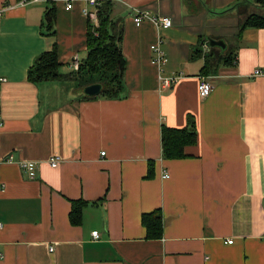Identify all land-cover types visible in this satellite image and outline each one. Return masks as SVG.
<instances>
[{"label": "crops", "instance_id": "1", "mask_svg": "<svg viewBox=\"0 0 264 264\" xmlns=\"http://www.w3.org/2000/svg\"><path fill=\"white\" fill-rule=\"evenodd\" d=\"M101 1L122 31L119 98L83 99L63 77L27 79L54 45L59 73L76 72L87 52L84 3L66 11L53 2L51 36L41 31L50 3L15 6L1 19L0 264H264V28H241L256 13L238 14L253 1ZM139 10L172 26L137 27ZM205 38L225 41L232 62L207 76L213 89L200 98ZM159 40L167 62L157 66ZM161 73L182 77L166 89ZM188 117L195 144L184 158H163L162 126L185 128ZM19 160L37 164L35 179ZM74 201L83 203L78 225L69 222ZM157 210L161 234L148 238L142 216Z\"/></svg>", "mask_w": 264, "mask_h": 264}, {"label": "trees", "instance_id": "2", "mask_svg": "<svg viewBox=\"0 0 264 264\" xmlns=\"http://www.w3.org/2000/svg\"><path fill=\"white\" fill-rule=\"evenodd\" d=\"M50 2L46 8L45 17L41 31L44 35L54 34V7ZM253 4L264 9V0H253ZM112 4L104 1L98 7V25L95 27L89 21L87 25L85 59L79 64L75 75L79 76L81 86L99 83L102 85V93L98 97L119 98L124 91L123 74L125 71V59L121 51L122 31L118 20H113ZM264 28V14L249 15L243 22L241 28ZM218 49V48H216ZM213 48L204 56L202 76L207 77L216 71L219 65L231 64L232 57L227 49L222 54L213 55ZM220 50V49H219ZM221 51V50H220ZM200 54V51H196ZM195 53V54H196ZM200 56V55H199ZM60 64L57 61V50L54 45L51 50L38 56L27 72V79L32 83L53 81L62 78L59 73ZM83 99H90L84 94ZM196 142V129L193 118L188 117L185 128L174 129L162 126L161 148L165 159L184 158V149ZM83 203L72 202L69 214V222L78 225L81 220ZM142 224L147 231L148 238L159 237L162 229L160 211H154L142 216Z\"/></svg>", "mask_w": 264, "mask_h": 264}, {"label": "built area", "instance_id": "3", "mask_svg": "<svg viewBox=\"0 0 264 264\" xmlns=\"http://www.w3.org/2000/svg\"><path fill=\"white\" fill-rule=\"evenodd\" d=\"M50 3V2H60L63 4V7L66 11H70L74 8V5L76 2H82L86 5V7H90L91 10L84 7L81 10V13L89 19L91 24L93 26L98 25V19H97V13H98V7L103 3L101 0H18L15 5H11L9 3L3 5L0 7V23L1 19L4 16L5 12L9 9L14 8L15 6H24L28 3ZM133 23L135 26H140L144 21H149L152 23L155 27L158 29L166 30L172 26L171 20L168 17L164 16H153L148 11H137L135 15L133 16ZM162 42L159 40L158 43L151 46V51L153 53L152 63L160 66L164 65L167 62L165 51L162 47ZM261 72L259 70H255L253 72V76L260 75ZM182 77V74L178 75H168L164 76L162 73L159 75V85L162 88L169 89L173 85H175L179 79ZM213 89V85L208 80V77L200 76V81L198 84V95L200 98H206L210 95L211 91ZM0 126H1V120H0ZM4 161L6 163H13L14 159L11 155L4 158ZM16 164L21 171V173L27 178V179H35L37 175V164L32 161H26V160H19L16 161ZM48 164L50 167L55 168L58 165V159L57 158H50L48 161ZM165 178H168V174H164ZM1 190V186H0ZM2 224H0V229H2ZM92 238L93 240H96L99 238V234L97 231L92 232ZM228 243H231V241H228ZM50 252H52V248L49 249Z\"/></svg>", "mask_w": 264, "mask_h": 264}, {"label": "water", "instance_id": "4", "mask_svg": "<svg viewBox=\"0 0 264 264\" xmlns=\"http://www.w3.org/2000/svg\"><path fill=\"white\" fill-rule=\"evenodd\" d=\"M204 44L209 49L218 48L223 51L226 48L225 41L221 39L205 38ZM101 93H102V85L99 83H94V84L85 86L83 89V94L89 98H96L100 96Z\"/></svg>", "mask_w": 264, "mask_h": 264}, {"label": "rangeland", "instance_id": "5", "mask_svg": "<svg viewBox=\"0 0 264 264\" xmlns=\"http://www.w3.org/2000/svg\"><path fill=\"white\" fill-rule=\"evenodd\" d=\"M247 1H250L252 3L253 0H247ZM247 6H249L247 8V11H250V13H246V7H241L239 12H238V14L240 15L239 18L241 20H244L248 16V14H251V13L264 14V9L260 8L259 6H255V5H252V4L247 5ZM213 49L216 51V54L221 53L220 50H218L216 48H213ZM62 77H63V79H71L72 82L74 83V85L77 86L79 94L80 95L83 94V89L84 88H82V86L80 85L81 84V80L79 79L78 75H75V71H74V73L70 72L66 76L63 75Z\"/></svg>", "mask_w": 264, "mask_h": 264}]
</instances>
